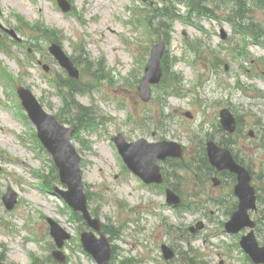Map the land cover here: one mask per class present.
<instances>
[{
  "label": "rangeland",
  "instance_id": "obj_1",
  "mask_svg": "<svg viewBox=\"0 0 264 264\" xmlns=\"http://www.w3.org/2000/svg\"><path fill=\"white\" fill-rule=\"evenodd\" d=\"M68 1L72 9L64 12L56 0H0V21L23 38H0V257L7 264H96L80 240L86 224L55 193V186H67L26 115L16 91L22 84L48 112L78 127L73 142L90 209L110 232L112 264H254L240 245L246 231H225L237 203L235 182L221 175L213 186L204 149L213 139L249 167L258 197L251 215L264 245V2L201 0L217 16L211 18V12L190 13L200 0ZM237 1L245 29L227 19L240 16ZM166 7L185 16L169 22L168 35L159 25ZM161 40L163 78L143 102L138 86L151 47ZM52 42L80 69L79 79L49 52ZM223 108L238 120L233 135L220 124ZM119 133L128 141L185 146L183 158L162 163L181 206L168 207L162 187L142 185L124 167L112 139ZM8 187L19 198L12 210L2 199ZM48 217L72 234L65 262L52 256ZM163 244L175 251L173 259L164 258Z\"/></svg>",
  "mask_w": 264,
  "mask_h": 264
},
{
  "label": "water",
  "instance_id": "obj_2",
  "mask_svg": "<svg viewBox=\"0 0 264 264\" xmlns=\"http://www.w3.org/2000/svg\"><path fill=\"white\" fill-rule=\"evenodd\" d=\"M60 1L64 3V0ZM50 49L60 62L68 68L73 76H78L77 69L72 66L71 61L58 45L54 44ZM163 51L164 45L162 42L153 46L152 57L146 68L147 74L144 82L140 86L142 97L145 100H149L151 94L149 83H157L161 79L162 70L160 61ZM20 92L24 99V104L28 108L33 120L38 125L41 139L56 159L60 168L62 181L69 186V191L62 192L63 195L75 209L83 211L89 224L95 227L101 234V239H97L93 233H85L83 235L85 247L91 251L99 264H110V244L101 232L102 225L100 221L98 219H92L87 208V197L83 190L81 172L79 169L80 157L70 143V136L73 130L64 127L58 123L53 116L45 113L36 98L28 90L20 87ZM222 121L230 131H234L236 123L228 110L222 111ZM120 143L121 149L130 167L148 180H162L159 167L156 164L157 158H165L168 155H182L180 145L175 142L163 141L158 143H147L146 140L142 139L128 146L124 145L123 142ZM209 154L212 163L217 165L220 169L228 167L239 175L236 193L240 197V206L239 210L233 214L232 219L227 222L228 230L238 232L246 226L253 227L255 223L250 219L248 210L250 208H255L256 196L254 187L250 185L251 176L249 172L233 160L228 150L220 149L213 142H209ZM169 197L171 202L178 201V198H175L173 195ZM4 201L9 208H12L16 203V194L9 189V192L4 197ZM51 224L52 234L55 236L59 246H62L64 239L68 238L69 234L57 223L51 221ZM241 243L255 262L264 263V247L259 246L253 231L244 236ZM96 244L100 247H96ZM163 248L166 258H171L173 256L172 250L167 246ZM55 254L61 256L60 252H55ZM0 264L3 263L0 262Z\"/></svg>",
  "mask_w": 264,
  "mask_h": 264
}]
</instances>
